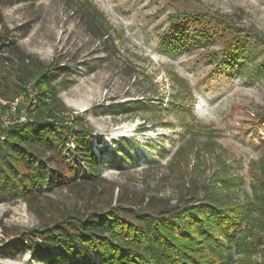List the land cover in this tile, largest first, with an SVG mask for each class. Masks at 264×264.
Instances as JSON below:
<instances>
[{
	"label": "rangeland",
	"instance_id": "374dc122",
	"mask_svg": "<svg viewBox=\"0 0 264 264\" xmlns=\"http://www.w3.org/2000/svg\"><path fill=\"white\" fill-rule=\"evenodd\" d=\"M214 12L248 36L247 58L230 67L218 63L236 31L209 19ZM255 34L264 37V0H0V38L53 63L61 116L71 127L70 113L78 114L92 130L105 180L97 194L82 182L78 190L60 186L56 177L44 196L85 214L144 211L140 195L166 198L164 209L174 210L204 200L207 182L225 177L233 181L230 199L251 197L264 158V44ZM3 56L0 106L8 103L2 82H13L17 61ZM18 115L24 118L13 107L0 111L3 122ZM73 147L61 150V162L48 160L49 170L70 176L71 163L77 176L88 175L83 162L64 158ZM183 149L191 156L186 170L178 168ZM120 189L135 194L133 206L116 201ZM4 194L0 188V264H82L48 263L9 246L14 232L40 221L23 199Z\"/></svg>",
	"mask_w": 264,
	"mask_h": 264
},
{
	"label": "trees",
	"instance_id": "16d2710c",
	"mask_svg": "<svg viewBox=\"0 0 264 264\" xmlns=\"http://www.w3.org/2000/svg\"><path fill=\"white\" fill-rule=\"evenodd\" d=\"M212 17L224 29L236 31L227 43L229 53L218 64L230 67L247 58L248 36L226 16L214 12L208 18ZM199 31L194 35L205 38L204 31ZM255 37L264 44L263 36ZM4 52L16 55L17 61L13 82H2L8 103L1 104L0 111L13 107L24 118L0 119V188L4 197L23 199L40 221L38 226L14 232L9 246L26 249L48 263L64 258L82 264H264V158L260 172L252 177V196L242 200L228 197L233 181L225 177L207 182L204 200L174 210L164 209L166 198L140 195L137 199L144 211L118 206L85 214L44 196L43 190L56 177L60 186L78 190L82 182L84 189L101 193L96 188L105 180L92 149L93 132L72 112L73 126L67 127L61 116L65 107L51 82L53 63H41L13 40L0 38V57L4 58ZM29 86L35 91L33 97ZM70 141L73 154H64V158L83 162L88 175L77 176L71 163L67 168L73 172L70 176L56 168L49 170L48 160L61 162V150ZM190 160V153L183 149L178 168L186 170ZM134 197L133 192L120 189L116 201L133 206ZM126 208L134 219L121 212Z\"/></svg>",
	"mask_w": 264,
	"mask_h": 264
}]
</instances>
